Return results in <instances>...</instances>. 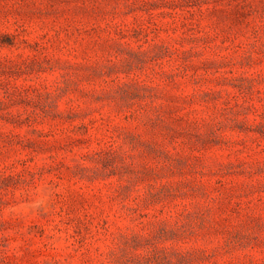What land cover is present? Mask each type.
I'll list each match as a JSON object with an SVG mask.
<instances>
[{
  "label": "rangeland",
  "instance_id": "1",
  "mask_svg": "<svg viewBox=\"0 0 264 264\" xmlns=\"http://www.w3.org/2000/svg\"><path fill=\"white\" fill-rule=\"evenodd\" d=\"M0 264H264V0H0Z\"/></svg>",
  "mask_w": 264,
  "mask_h": 264
}]
</instances>
